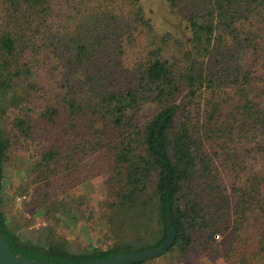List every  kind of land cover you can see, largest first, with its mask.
I'll use <instances>...</instances> for the list:
<instances>
[{
	"label": "trees",
	"instance_id": "1",
	"mask_svg": "<svg viewBox=\"0 0 264 264\" xmlns=\"http://www.w3.org/2000/svg\"><path fill=\"white\" fill-rule=\"evenodd\" d=\"M166 1L189 7L191 49L172 60L166 38L151 40L126 78L125 47L152 32L143 0H0V114L45 96L42 116L60 133L33 168L43 234H12L0 207L14 253L86 264L159 247L171 222L163 254L198 245L227 264H264V0ZM146 103L156 110L142 123ZM16 127L31 135L26 113ZM8 143L0 128V205ZM102 172L113 244L74 252L55 226L83 216L68 191Z\"/></svg>",
	"mask_w": 264,
	"mask_h": 264
},
{
	"label": "rangeland",
	"instance_id": "2",
	"mask_svg": "<svg viewBox=\"0 0 264 264\" xmlns=\"http://www.w3.org/2000/svg\"><path fill=\"white\" fill-rule=\"evenodd\" d=\"M143 4L152 25V32H138L135 35L136 43L132 47H125L127 55L125 63L131 67V70L125 73L126 78L128 74L134 76L135 69L144 60L146 48L151 40L161 42L166 38V55L170 58L176 57L172 60L180 59L182 53L190 50L192 46V33L187 25L190 9L187 5L180 4L174 8L166 0H143ZM48 99L44 96L43 100L38 98L36 101L34 98L29 106L30 110H24L32 125L29 137H24L16 127V119L24 114L21 112V106L10 108L7 113L0 114V128L4 130L9 141L0 207L4 212L7 230L20 239L38 238L49 223L45 215V202L41 201L38 194L39 187L33 172L42 152L55 144L60 134L57 129L48 128L50 123L42 116ZM155 110L153 103L144 104L139 112L141 122H146ZM72 151L76 156L82 152L75 149ZM83 178L81 183H75L68 191L73 203L82 202L83 216L75 223H69L64 219L55 226L58 235L67 240L68 248L74 252H81L90 244L104 249L113 244V236L107 233L100 215L101 206L107 197V177L102 172ZM141 264H227V262L217 249L197 245L188 256L168 252L146 259Z\"/></svg>",
	"mask_w": 264,
	"mask_h": 264
},
{
	"label": "water",
	"instance_id": "3",
	"mask_svg": "<svg viewBox=\"0 0 264 264\" xmlns=\"http://www.w3.org/2000/svg\"><path fill=\"white\" fill-rule=\"evenodd\" d=\"M166 241L159 247L132 251L126 254L115 255L109 258L88 262L86 264H129L157 257L167 251L175 242L174 228L169 223ZM0 264H48L34 261L23 254H16L12 251L7 238L0 232Z\"/></svg>",
	"mask_w": 264,
	"mask_h": 264
}]
</instances>
